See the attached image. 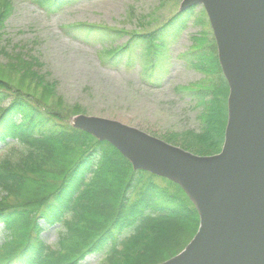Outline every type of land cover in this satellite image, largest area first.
<instances>
[{
  "label": "trees",
  "instance_id": "trees-1",
  "mask_svg": "<svg viewBox=\"0 0 264 264\" xmlns=\"http://www.w3.org/2000/svg\"><path fill=\"white\" fill-rule=\"evenodd\" d=\"M77 1L32 3L50 14ZM195 9L180 10L158 29L138 35L143 56L136 48L116 43L117 30L95 23L69 24L62 27V34L99 45L95 55L100 66L117 70L140 66L143 83L161 88L172 66L170 46L193 19ZM10 11L9 1L0 0V35ZM210 51L209 47L193 48L186 61L204 73L217 72L222 77L217 55ZM32 58L37 61L36 56ZM32 66L25 61L23 74L15 82L17 65L0 62V106L13 96L0 109V264H90L88 258H95V264H157L176 255L199 227L193 202L178 184L167 179H163L166 185L155 182L152 173L133 169L107 141H98L65 122L66 110H52L57 104L48 101L56 93L54 83L34 77L32 82L44 84L43 95L24 93ZM223 82V98L210 87L197 91L198 105L203 107L202 127L181 135L185 147L196 154L221 149L229 93L228 82L224 78ZM72 110L73 115L84 112L79 105ZM16 140L31 150L13 163L3 153ZM52 228L58 236L55 245L48 244L44 235Z\"/></svg>",
  "mask_w": 264,
  "mask_h": 264
},
{
  "label": "water",
  "instance_id": "water-1",
  "mask_svg": "<svg viewBox=\"0 0 264 264\" xmlns=\"http://www.w3.org/2000/svg\"><path fill=\"white\" fill-rule=\"evenodd\" d=\"M205 7L226 82L228 119L219 153L195 154L103 116L73 123L112 144L134 169L178 183L199 213L180 253L159 264H264V0H183Z\"/></svg>",
  "mask_w": 264,
  "mask_h": 264
},
{
  "label": "rangeland",
  "instance_id": "rangeland-1",
  "mask_svg": "<svg viewBox=\"0 0 264 264\" xmlns=\"http://www.w3.org/2000/svg\"><path fill=\"white\" fill-rule=\"evenodd\" d=\"M8 1L11 14L0 35V62L17 65L15 82L23 74L21 66L25 61L32 62L30 74L24 81V93L43 95L44 84L32 82L34 77L42 76L46 83H54L56 93L48 101L57 104L52 110L60 107L66 110L63 112L65 122L72 126L77 116L72 109L79 105L84 110L80 114L121 120L187 149L182 133L202 127L203 107L198 105L197 91L210 87L221 98L225 94V82L220 73H204L186 61L191 59L193 48L206 50L209 47L217 55L213 29L204 7L196 6L193 19L171 44L169 77L161 88H154L143 83L140 66L118 70L100 66L95 55L99 45L94 47L72 40L63 35L62 27L83 21L109 27L120 33L116 43L136 48L143 56L142 42L136 40L138 35H147L168 23L179 12L182 0H79L59 13L50 14L38 9L32 0ZM11 98L2 102L0 109L7 106ZM60 100L62 103L58 104ZM152 178L167 184L156 175ZM44 235L48 241L57 231L52 228ZM1 241L0 233V244ZM94 259L87 261L95 264Z\"/></svg>",
  "mask_w": 264,
  "mask_h": 264
},
{
  "label": "clouds",
  "instance_id": "clouds-1",
  "mask_svg": "<svg viewBox=\"0 0 264 264\" xmlns=\"http://www.w3.org/2000/svg\"><path fill=\"white\" fill-rule=\"evenodd\" d=\"M30 147L29 145L25 144L24 142L20 141V140H16L14 142V144L10 145L8 148H6L4 150L3 155L6 158H9L12 160L13 163L17 162L19 159H21L23 156L28 155L29 151H30ZM66 231V229H65ZM58 236L54 235L53 237H51L47 243L50 245H55L56 240H57Z\"/></svg>",
  "mask_w": 264,
  "mask_h": 264
},
{
  "label": "bare ground",
  "instance_id": "bare-ground-1",
  "mask_svg": "<svg viewBox=\"0 0 264 264\" xmlns=\"http://www.w3.org/2000/svg\"><path fill=\"white\" fill-rule=\"evenodd\" d=\"M220 67H221V65H220ZM176 146V145H175ZM178 146V145H177Z\"/></svg>",
  "mask_w": 264,
  "mask_h": 264
}]
</instances>
